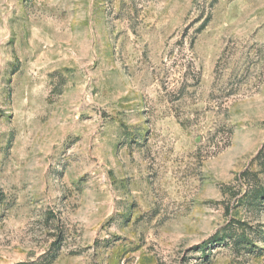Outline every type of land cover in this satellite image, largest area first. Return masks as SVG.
<instances>
[{"label":"rangeland","instance_id":"1","mask_svg":"<svg viewBox=\"0 0 264 264\" xmlns=\"http://www.w3.org/2000/svg\"><path fill=\"white\" fill-rule=\"evenodd\" d=\"M0 264H264V0H0Z\"/></svg>","mask_w":264,"mask_h":264}]
</instances>
